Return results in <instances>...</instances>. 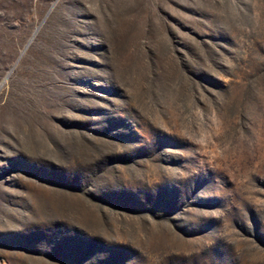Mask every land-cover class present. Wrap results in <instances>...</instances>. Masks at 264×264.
<instances>
[{"label": "rangeland", "instance_id": "374dc122", "mask_svg": "<svg viewBox=\"0 0 264 264\" xmlns=\"http://www.w3.org/2000/svg\"><path fill=\"white\" fill-rule=\"evenodd\" d=\"M0 264H264V0H0Z\"/></svg>", "mask_w": 264, "mask_h": 264}]
</instances>
